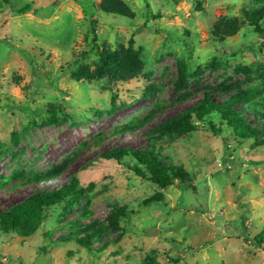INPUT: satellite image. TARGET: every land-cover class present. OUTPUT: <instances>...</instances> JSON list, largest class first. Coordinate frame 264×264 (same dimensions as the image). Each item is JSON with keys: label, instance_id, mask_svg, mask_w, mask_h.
I'll use <instances>...</instances> for the list:
<instances>
[{"label": "rangeland", "instance_id": "374dc122", "mask_svg": "<svg viewBox=\"0 0 264 264\" xmlns=\"http://www.w3.org/2000/svg\"><path fill=\"white\" fill-rule=\"evenodd\" d=\"M120 1L132 16L103 12L102 0H0V209L71 174L86 193L76 209L51 207L30 236L0 231V264H264V144L233 138L216 118L220 133L205 118L181 136L156 135L161 156L189 174L167 187L99 157L114 147H146L155 124L207 88L249 91L255 110L245 115L255 121V112L264 113V18L261 32L248 22L253 0H199L201 8L196 0ZM25 4L30 9L19 12ZM232 20L235 33L220 35ZM131 42L138 73L86 78L103 49ZM79 71L84 77L74 76ZM49 104L60 107L59 124L47 123ZM125 127L131 131L118 130ZM64 161L57 180L1 186L15 173L41 174ZM117 207L124 212L115 229L108 215ZM83 210L107 229L91 250L57 241Z\"/></svg>", "mask_w": 264, "mask_h": 264}, {"label": "trees", "instance_id": "16d2710c", "mask_svg": "<svg viewBox=\"0 0 264 264\" xmlns=\"http://www.w3.org/2000/svg\"><path fill=\"white\" fill-rule=\"evenodd\" d=\"M3 1L7 2L8 0ZM253 2L256 7L251 12L246 13L247 20L261 32L260 23L264 18V0H253ZM196 4L197 8H201L199 0H196ZM100 7L106 13L125 17L132 16L129 9L120 0H102ZM26 9H30L29 4H25L19 12ZM237 23L236 20L226 22L223 27L218 29V32L220 35L230 36L235 33ZM216 34L214 33L215 36H217ZM141 66L140 52L133 48L131 42L126 48L120 47L118 50L103 49L97 69L85 74L87 79L103 77L124 79L129 75L138 73ZM178 68L177 83L183 86L187 77L185 62L179 61ZM74 76L76 78L84 77L83 72L80 71L75 72ZM152 93V90H148L145 95L151 96ZM111 102V112H114L118 109L115 104V95ZM241 102L247 105L244 108L236 107ZM57 110H60V107L49 104L47 123L59 124L61 122L57 117ZM253 110H255V106L250 101L249 91L245 89L234 90L218 87L203 89L201 99L198 102L162 119L146 133L149 141L146 147H114L100 152L99 157L123 163L129 166L134 174L146 177L160 187L173 185L175 181L185 182L189 179L188 172L182 166L174 164L161 156L160 148L155 145L156 135L181 136L196 127L195 121H203L205 118H210L208 122L211 129L216 133H220V128H217L215 122L212 121V118H216L221 125L226 126L233 138L239 140L249 139L254 146H260L264 144V113L255 112V121L251 122L250 117L246 116L245 112H253ZM153 115L154 112L144 122H149ZM118 130L120 132L131 131V127ZM101 142V138L95 140L96 145ZM67 169V163L64 161L60 165L52 167L50 171L41 174L24 175L20 172L15 173L6 179L1 186L7 185L12 180L18 181L14 186H25L26 182L57 180ZM85 197V190L80 187L78 178L74 174H71L65 183L55 188L33 189L21 201L0 209V231L3 234L30 236L37 232L43 222L49 218L51 207L62 204L65 211L73 210L80 206ZM150 201L157 202L159 199L153 198ZM123 212L124 208L117 207L108 215L113 228H118V221ZM78 214V218L68 222L66 225L67 233L60 235L57 241L67 242L74 239L84 248L91 250L92 244L96 240L105 237L107 229L96 220H87L89 213L86 210L80 211ZM48 235H51V233L49 232Z\"/></svg>", "mask_w": 264, "mask_h": 264}]
</instances>
